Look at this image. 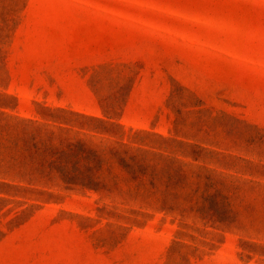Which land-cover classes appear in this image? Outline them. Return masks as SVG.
I'll return each instance as SVG.
<instances>
[{"label": "rangeland", "instance_id": "obj_1", "mask_svg": "<svg viewBox=\"0 0 264 264\" xmlns=\"http://www.w3.org/2000/svg\"><path fill=\"white\" fill-rule=\"evenodd\" d=\"M0 264H264V0H0Z\"/></svg>", "mask_w": 264, "mask_h": 264}]
</instances>
